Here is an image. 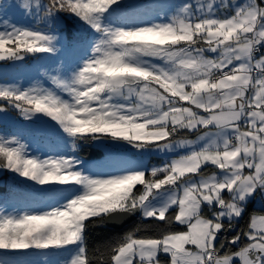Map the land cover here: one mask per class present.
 Instances as JSON below:
<instances>
[{
	"label": "snow or ice",
	"instance_id": "obj_1",
	"mask_svg": "<svg viewBox=\"0 0 264 264\" xmlns=\"http://www.w3.org/2000/svg\"><path fill=\"white\" fill-rule=\"evenodd\" d=\"M0 174V264H264V0H0Z\"/></svg>",
	"mask_w": 264,
	"mask_h": 264
},
{
	"label": "trees",
	"instance_id": "obj_2",
	"mask_svg": "<svg viewBox=\"0 0 264 264\" xmlns=\"http://www.w3.org/2000/svg\"><path fill=\"white\" fill-rule=\"evenodd\" d=\"M82 155L84 156H87L88 155V152L85 151L82 153ZM8 177L6 176V178H4V182L2 184H0V191H4L6 188H5V183L7 181ZM93 235H95V233H93Z\"/></svg>",
	"mask_w": 264,
	"mask_h": 264
},
{
	"label": "rangeland",
	"instance_id": "obj_3",
	"mask_svg": "<svg viewBox=\"0 0 264 264\" xmlns=\"http://www.w3.org/2000/svg\"><path fill=\"white\" fill-rule=\"evenodd\" d=\"M18 18H19V17H18ZM94 154H95V153H94ZM153 162L155 163L156 161H153ZM4 178H6V176L0 174V184H2V183L4 182ZM7 180H8V179H7ZM4 191H6V189H5ZM0 192H3V191H0Z\"/></svg>",
	"mask_w": 264,
	"mask_h": 264
}]
</instances>
